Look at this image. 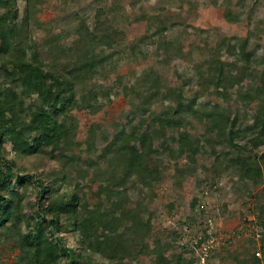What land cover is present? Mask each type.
I'll return each instance as SVG.
<instances>
[{
	"label": "trees",
	"instance_id": "16d2710c",
	"mask_svg": "<svg viewBox=\"0 0 264 264\" xmlns=\"http://www.w3.org/2000/svg\"><path fill=\"white\" fill-rule=\"evenodd\" d=\"M51 3L25 0L21 8L19 0H0V242H17L21 257L16 264H58L63 257L69 258L67 264H91L93 256L86 257L87 253L109 261L117 259L116 264H132L137 246L145 254L148 245L142 238L151 233L152 226L151 219L144 222L140 212L128 206V182L152 187L159 174L151 166L155 156L181 157L190 150L195 160V142L179 129L187 116L197 113V99L185 94L190 80L179 76L174 85L163 89L162 77L150 70L133 87L125 88L128 94L132 88L139 101L123 127L103 130L99 124L92 125L86 147H82L77 141V114L82 110L99 112L103 108L100 95H111L100 77L106 76L112 64L113 53L105 55L104 51L119 45L118 29L100 8L93 27L82 20L77 38L67 44L66 27L54 20L38 19L39 12ZM236 18L229 11L227 19L235 22ZM151 24L158 35L169 30L168 21L161 16L151 17ZM44 28L47 36L39 41L34 33ZM205 46L209 55L201 67L207 69L200 72V79L224 97L230 87L237 86V96L250 100L251 93L243 92L245 77L234 74L222 59L225 43ZM247 46V41L242 45L228 42L226 52L250 60ZM174 49V42L163 37L157 54L171 59ZM262 83L263 94L264 80ZM159 100L173 104L156 115L152 109ZM237 122L236 116L221 119L215 126L221 128L219 136L227 135L230 143L234 142L241 133L236 130ZM256 123L263 139L255 147H264V111ZM176 130L177 134H168ZM7 143L12 145V158ZM175 143L180 145L178 154ZM29 157L48 159L58 167L49 174L27 173L19 161ZM234 160L242 168L241 180L264 183V149L255 156L253 165L243 155ZM30 186L35 187L34 200H27ZM90 188L100 200L98 205H92L88 198ZM61 231L79 232V253L58 235ZM152 252L156 255L154 264H171L161 244ZM250 257L253 264L261 262L252 249ZM187 264H196V260Z\"/></svg>",
	"mask_w": 264,
	"mask_h": 264
},
{
	"label": "rangeland",
	"instance_id": "374dc122",
	"mask_svg": "<svg viewBox=\"0 0 264 264\" xmlns=\"http://www.w3.org/2000/svg\"><path fill=\"white\" fill-rule=\"evenodd\" d=\"M50 1L52 5H46L38 19L41 22L54 20L66 27L67 44L77 38L82 20L93 27L100 8L106 10V17L118 29L119 45L104 51L105 55L113 53L112 64L108 65L106 76L100 77V83L110 88L111 95H100L103 108L99 112L82 110L77 114V141L83 143L82 147H86L84 142L92 125L99 124L103 130L116 125H120V129L123 127L139 101L132 88L129 94L125 88L133 87L150 70L162 77L163 89L174 85L179 76L190 80L184 87L185 94L190 99H197V113L187 116L186 123L179 129L195 142V160H192L194 155L190 150L181 157L161 159L155 156L151 166L157 168L159 174L152 187L128 182V206L139 211L144 222L151 219L152 226L151 233L142 238L148 245L145 254L141 252V246H137V257L130 259V263L154 264L156 255L152 251L158 243L165 249L171 264H187L193 259L196 264L254 263L250 254L257 243L253 241L257 226L261 230L258 234L264 239V183L256 185L253 181L241 180L242 168L234 158L243 155L253 165L255 156L261 155L264 149L263 146L255 147V143L263 139L256 120L264 111V93L260 92L264 80V0ZM19 4L23 8L25 0H19ZM229 11L237 17L235 22L227 19ZM155 15L168 21L169 30L162 36L174 42L171 59L165 54H157L163 37L156 34V28L151 24V17ZM34 34L36 39L44 41L47 31L44 28ZM243 41L248 42L250 60L240 54H227L228 42L242 45ZM219 43H225L222 59L229 64L228 69L245 77L243 92L251 93L250 100L237 96V86L230 87L224 97L214 86L200 79V72L207 69L205 65L201 67L209 55V47L205 44L217 46ZM170 104H173L170 100L155 101L152 110L160 115ZM235 116L238 119L236 130L241 133L230 143L227 135L219 136L221 128L215 126L221 119L230 120ZM177 133L176 130L168 134ZM6 148L12 158V145L7 143ZM173 148L178 154L179 143ZM19 167L26 168L27 173L42 175L53 172L58 164L45 158L29 157L21 158ZM34 188L30 186L27 200H34ZM90 189L88 198L92 205H98L100 200ZM103 203L107 205L105 201ZM211 223L216 228V243L228 235L234 238L232 243L215 246L216 249L210 252L206 250L209 253L205 255V249L195 244ZM120 230L123 232L124 228ZM58 235L64 237L68 247L76 249L77 253L81 251L78 231H61ZM88 255L93 256L91 264H116L117 260L109 261L94 253H87L86 257ZM122 256L123 251L119 258ZM20 257L17 242L1 240L0 264L19 263ZM68 261L69 258L63 257L58 264Z\"/></svg>",
	"mask_w": 264,
	"mask_h": 264
},
{
	"label": "built area",
	"instance_id": "2783aa9c",
	"mask_svg": "<svg viewBox=\"0 0 264 264\" xmlns=\"http://www.w3.org/2000/svg\"><path fill=\"white\" fill-rule=\"evenodd\" d=\"M209 223V222H208ZM257 224V222H256ZM208 225V224H207ZM206 225V226H207ZM258 232H261V230L259 229V227L257 226L255 229V234L253 237V241L256 243V245L254 246L253 252L256 255L257 258H259L261 260V262L259 264H264V239L261 238V235L258 234ZM203 233V232H202ZM216 228L213 227V224L211 223L209 225V228L207 230H205V234H203L204 236H201L199 239H196V244L195 246H198L201 249H205L203 251V253L205 255H207L210 251H213L214 249H216L215 246H224L228 243H232L233 240V235L230 236L228 235L226 238L220 239L219 243H216V239L218 238V236L216 235ZM232 234H236V232H233ZM238 234V233H237ZM241 234H246L244 232H242ZM249 236V235H248ZM219 240V239H218ZM206 250H209L206 251ZM205 257V256H204ZM253 264V263H252Z\"/></svg>",
	"mask_w": 264,
	"mask_h": 264
}]
</instances>
